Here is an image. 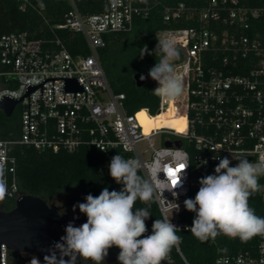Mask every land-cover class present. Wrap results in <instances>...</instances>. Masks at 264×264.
<instances>
[{
  "label": "built area",
  "instance_id": "obj_1",
  "mask_svg": "<svg viewBox=\"0 0 264 264\" xmlns=\"http://www.w3.org/2000/svg\"><path fill=\"white\" fill-rule=\"evenodd\" d=\"M68 1L71 8L57 28L82 34L88 55L74 57L58 40L55 50L43 47L23 31L0 34V102L5 97L21 99L14 108L20 111L19 138L0 140L6 198L16 200L21 195L16 160L9 153L12 144L53 153L73 152L79 147L102 152L119 148L129 153L128 159H138L144 165L159 159L173 170L186 153L189 165L176 173L180 177L176 186L172 187L168 178V189L162 193L158 188L154 193L162 219L169 218L180 231L186 230L181 212L184 201L193 199L192 176L214 174L217 158L227 157L233 165L236 157L264 160V5L203 0L200 5L179 1L163 7L164 22L190 23L156 34L158 41L173 42L182 54L174 70L182 81L183 94L171 101V109L181 117L183 127L163 124L145 130L139 112L156 116L168 109V99L158 95L154 115L147 109L127 112L125 95L112 90L98 49L105 44V34L130 31L134 14L148 12V7L141 8L139 3L149 0H107L102 12L89 15L81 14L73 0ZM67 80H75V85L67 88ZM155 137L161 145H156ZM140 143L146 145L145 154L138 149ZM141 172L146 176V169ZM165 176L167 171L158 173L161 180ZM175 247L179 252L177 244ZM10 252L0 242V264H9ZM165 261L170 264L167 257ZM215 264H264V240L257 256H219Z\"/></svg>",
  "mask_w": 264,
  "mask_h": 264
},
{
  "label": "trees",
  "instance_id": "obj_2",
  "mask_svg": "<svg viewBox=\"0 0 264 264\" xmlns=\"http://www.w3.org/2000/svg\"><path fill=\"white\" fill-rule=\"evenodd\" d=\"M179 1L200 5L203 0L141 1L139 7H148V12L144 13L141 10L134 14L130 31L110 32L104 35L105 44L98 49L99 62L112 90L124 93L125 106L129 113L147 109L150 115H154L158 109L159 97L152 91L154 85L146 83L137 87L133 76L136 73L147 75L159 60L161 55L159 48L153 55L145 53L143 59L139 56L145 45L148 52L156 48L158 44L156 34L159 30L171 27L183 28L190 24L184 21L171 24L163 21V7ZM73 3L81 14L89 15L102 12L107 0H73ZM240 3L250 7H261L264 5V0H240ZM70 8L68 0H0V34L23 31L29 38L39 40L43 47L55 50L58 48L56 44L58 40L72 56L88 55L90 51L82 34L57 28V25L64 21ZM181 59L182 54L179 51V59L174 63ZM171 101L168 99V109L156 116L146 115L144 110L139 112L138 116L145 130L163 124L182 129L181 117L172 112ZM19 134L20 111L15 109L10 116H6L0 110V140H16ZM9 153L16 160L19 193L40 197L49 204H54V200L59 195L70 193L67 204L57 205L60 215L69 219L85 216L78 207L74 208V205L84 203V198L88 194L96 197L104 188L109 191H119L122 188V185L117 184L110 177L108 165L112 157L117 154L126 159L129 157V153L119 148L102 152L93 148L79 147L73 152L53 153L24 144L10 145ZM140 174L143 175L142 172ZM258 182L261 185L263 178H259ZM199 188L200 185L191 187L190 196L193 199ZM249 205L257 216H264V196L261 190L250 197ZM14 206V199L5 197L0 201V210L9 211ZM134 207L148 208L151 212L152 216L145 221L147 232L144 235L152 234L153 221L162 219L154 198L148 204L137 200ZM194 216L195 213L186 209L181 212V219L186 222L187 229L177 233L181 237V242L177 244L179 252L175 246L170 249L167 254L170 264H215V259L219 256L258 255V246L264 240V235H255L247 241L218 235L215 239L201 242L190 230ZM65 228L66 226L58 227L64 236ZM119 251L120 249L115 246L108 249L106 256L110 259L108 264H119L117 260ZM21 258L22 254L10 252L9 264H22ZM81 261L85 264L83 258Z\"/></svg>",
  "mask_w": 264,
  "mask_h": 264
},
{
  "label": "clouds",
  "instance_id": "obj_3",
  "mask_svg": "<svg viewBox=\"0 0 264 264\" xmlns=\"http://www.w3.org/2000/svg\"><path fill=\"white\" fill-rule=\"evenodd\" d=\"M157 48L161 52L160 58L147 74L157 83L152 91L165 99H178L183 94V84L174 70V62L179 59L176 45L167 40L158 41L152 52H148L146 45L142 47L139 56L143 59L145 53L153 55ZM140 79L144 80L145 76L141 75ZM165 151L171 152V149ZM217 159L214 174L202 177L194 199L184 201L185 209L195 213L190 228L192 235L201 242L218 235L241 241L264 235V216H257L249 205L250 197L262 187L258 181L264 177V160L253 162L247 157H236L232 158L237 161L233 165L227 157ZM188 165L185 153L174 169L179 171L161 180L158 173H168L171 168L159 159L144 165L135 158L113 156L108 165L109 175L122 188L119 191L104 188L98 196L88 194L84 203L74 205L86 216V222L79 227L71 223L66 226L63 239L67 247L93 264H102L108 249L113 246L120 249L119 264H162L170 249L181 242L177 235L180 230L169 218L155 219L152 234L144 235L147 232L145 221L152 214L148 208L134 206L137 200L148 204L158 188L162 193L168 189V178L175 187L180 179L176 173ZM142 169H146L147 178L140 174ZM7 194L4 170L0 166V201ZM30 264H39V261L33 257Z\"/></svg>",
  "mask_w": 264,
  "mask_h": 264
},
{
  "label": "water",
  "instance_id": "obj_4",
  "mask_svg": "<svg viewBox=\"0 0 264 264\" xmlns=\"http://www.w3.org/2000/svg\"><path fill=\"white\" fill-rule=\"evenodd\" d=\"M136 73L133 76L135 85L141 87L146 83L157 85L148 75L141 80ZM67 88L75 85V80L66 81ZM74 88L78 89L76 85ZM34 90L30 88L29 91ZM21 99L3 98L0 102V110L10 116L16 104ZM180 146V142H175ZM166 146H170L167 142ZM86 222L85 216L75 218H63L60 215L59 207L49 204L44 199L21 194L15 200V206L9 211L0 210V242L7 245L8 249L15 254H30L35 256L40 264H82L79 254H73L67 247L65 237L58 227ZM162 264H168L163 261Z\"/></svg>",
  "mask_w": 264,
  "mask_h": 264
},
{
  "label": "rangeland",
  "instance_id": "obj_5",
  "mask_svg": "<svg viewBox=\"0 0 264 264\" xmlns=\"http://www.w3.org/2000/svg\"><path fill=\"white\" fill-rule=\"evenodd\" d=\"M16 110H19V107L16 108ZM155 143L156 145H161V142L159 141L158 137H155ZM146 148V145L144 143H140L138 145V149L142 152V154H145L146 152H144ZM201 179V177H198V176H192V179H191V184L193 187H196V186H199V180ZM70 193H63L61 195H59L55 200H54V204L55 205H61V204H67L70 200ZM83 223L85 222H82L81 224H78L74 227H79L80 225H82ZM35 257L33 255H30V254H22V264H30V261L31 259ZM109 257H105V259L102 261V264H108L109 263ZM89 262H92V261H89V260H85V264H89ZM40 264V263H39Z\"/></svg>",
  "mask_w": 264,
  "mask_h": 264
},
{
  "label": "snow or ice",
  "instance_id": "obj_6",
  "mask_svg": "<svg viewBox=\"0 0 264 264\" xmlns=\"http://www.w3.org/2000/svg\"><path fill=\"white\" fill-rule=\"evenodd\" d=\"M175 171H179V169H176ZM175 171H174L173 169H169V170H168V174H169V175H174V174H175ZM172 183H173V184H176V181H173Z\"/></svg>",
  "mask_w": 264,
  "mask_h": 264
}]
</instances>
